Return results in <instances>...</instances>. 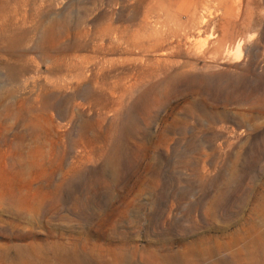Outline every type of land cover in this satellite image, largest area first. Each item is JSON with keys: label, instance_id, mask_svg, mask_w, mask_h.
Returning <instances> with one entry per match:
<instances>
[{"label": "rangeland", "instance_id": "obj_1", "mask_svg": "<svg viewBox=\"0 0 264 264\" xmlns=\"http://www.w3.org/2000/svg\"><path fill=\"white\" fill-rule=\"evenodd\" d=\"M0 101V264H264V0H0Z\"/></svg>", "mask_w": 264, "mask_h": 264}, {"label": "bare ground", "instance_id": "obj_2", "mask_svg": "<svg viewBox=\"0 0 264 264\" xmlns=\"http://www.w3.org/2000/svg\"><path fill=\"white\" fill-rule=\"evenodd\" d=\"M118 25V24H117ZM165 26V25H164ZM168 30H173V29H168ZM131 31V30H130ZM175 32V31H174ZM178 33V32H177ZM151 34V33H150ZM80 36V35H79ZM111 38V37H110ZM14 40V39H13ZM12 41V40H11ZM14 43V42H13ZM15 55V54H14ZM14 55H12V56H14ZM24 56H25V54H23ZM18 56V55H17ZM21 56V55H20ZM14 58V57H13ZM54 60V59H53ZM17 65V64H16ZM55 65V64H54ZM15 66V65H14ZM12 67V66H11ZM16 67V66H15ZM11 69V68H10ZM15 70H16V72L18 71L19 72V74H21L23 71H24V69L23 68H19V67H17V68H14ZM13 68H12V70H14ZM49 69V68H48ZM14 70V71H15ZM23 70V71H22ZM26 70V69H25ZM77 70V69H76ZM18 72L17 73H15V74H18ZM25 73V72H24ZM12 74V73H11ZM18 74V75H19ZM81 74L82 73H79V75L81 76ZM12 75H14V74H12ZM4 99V98H3ZM1 102V101H0ZM22 102V101H21ZM3 105V104H2ZM17 105V104H16ZM22 105V104H21ZM1 107V106H0ZM3 107V106H2ZM15 107V106H14ZM13 107V104L11 105V104H8L6 107H5V105H4V108H5V110L7 111V112H9V113H12L11 115H14V113H16V111H18L17 109H16V111H15V108ZM18 107V109H20L21 107H20V105L19 106H17ZM20 107V108H19ZM3 108V109H4ZM5 111V112H6ZM1 114V113H0ZM19 114H20V111H19ZM7 115H9V114H7ZM16 115H17V113H16ZM19 116V115H18ZM11 117H13V116H11ZM14 118H15V115H14ZM11 201V200H10ZM8 202H9V200H8ZM17 250H19V254L17 255L18 256V258H15L13 261H11V262H7V261H5V263L6 264H29V262L28 261H26L25 259H22L21 257H20V253L22 252V250L19 248V249H17ZM48 262V261H47ZM50 262H51V260H50ZM31 264H46V263H35L34 262V260H33V262L31 263Z\"/></svg>", "mask_w": 264, "mask_h": 264}]
</instances>
